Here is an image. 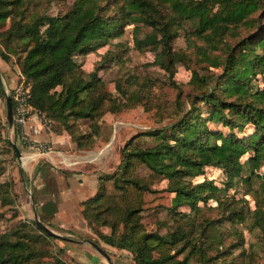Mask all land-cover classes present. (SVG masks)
<instances>
[{
	"label": "trees",
	"instance_id": "obj_1",
	"mask_svg": "<svg viewBox=\"0 0 264 264\" xmlns=\"http://www.w3.org/2000/svg\"><path fill=\"white\" fill-rule=\"evenodd\" d=\"M39 2L0 0V20L8 18L7 26L0 21V55H17L20 71L30 80L33 107L56 120L51 130H65L80 148L93 145L104 105L115 109L119 103L103 87L97 67L86 71L77 57L105 46L126 25L139 21L150 30L144 37L134 36L135 46L154 48L156 59L173 75L183 55L172 41L182 19L193 21V32L208 43L201 50L204 59L219 69H208L203 75L192 71V80L204 88L192 94L188 108H182L183 98L179 99L176 116L163 126L139 131L156 139L155 144L140 146L137 133L119 148L118 167L98 176L94 194L80 201L81 213L104 243L129 250L134 264H241L231 255V243L224 245L219 228L224 220L243 218L242 205L218 197L211 180L192 184L185 177L201 173L204 166L220 165L229 179L239 176L247 185L264 162V85L253 80L259 74L264 76V24H256L264 15V0H73L57 13L40 11ZM137 30L134 25V35ZM232 36L234 41L229 40ZM113 44L106 47L102 58L120 55L122 41ZM213 49L220 53H210ZM117 87L128 99L141 100L138 90ZM11 100L13 105V95ZM78 119L87 120L86 129L77 124ZM208 120L220 122L228 131L208 127ZM248 124L254 128L248 135L234 132ZM250 151L242 162L241 156ZM137 162L172 181V207L184 204L192 210L173 213L176 222L163 233L146 229L141 221L142 194L153 189L131 171ZM243 164L248 166L246 175L241 173ZM109 180L113 189H109ZM11 187L10 179L0 181V219L16 215ZM260 187L264 192V175ZM210 197L216 198L220 215L198 220L197 203ZM1 205L11 208V216ZM55 210L51 200L38 204L44 223H49ZM263 212L257 207L254 220L264 231ZM100 226H108L110 231L104 232ZM54 238L34 220L19 218L0 232V264H71L58 254L62 247Z\"/></svg>",
	"mask_w": 264,
	"mask_h": 264
},
{
	"label": "rangeland",
	"instance_id": "obj_2",
	"mask_svg": "<svg viewBox=\"0 0 264 264\" xmlns=\"http://www.w3.org/2000/svg\"><path fill=\"white\" fill-rule=\"evenodd\" d=\"M72 1L40 0L37 8L40 11L57 13V11L66 10ZM260 19L256 24L263 25L264 15ZM0 21L7 26L8 18H3ZM134 25L138 27L135 35L133 33ZM253 28H244L241 33L245 34L247 30L252 31ZM178 29V33L172 41V46L176 51L182 53L183 56L176 62L173 75H170L156 59V50L154 48L143 47L139 49L135 46L134 38L136 35L139 38L144 37L145 33L150 30V27L143 25L139 21H132L126 25L124 32L113 38L105 46L77 57L86 71L97 67V72L103 80V87L111 92L119 103V106L115 109H109L107 104L104 105V113L98 120L100 124L99 132L93 137V145L83 148L76 147V143L71 140L70 134L63 130L61 133L69 137L71 146L69 142H64L63 139L57 146H52V143L48 144L46 142L49 145V149L42 153V151L29 146L19 135L15 134V130L8 127L4 91L14 94V88L19 84L29 87L30 90V80L24 78L20 71L16 54L10 55L9 58H3L0 55V79L3 85L2 94L0 95V122L2 123L0 132L3 136L0 141V166H2L0 181L11 180V191L14 194V205L17 210L16 215L11 216V208L1 205L7 209V216L10 215L11 217L8 219L2 217L0 219V232L7 230L19 218L33 220L31 193L40 216L38 211L40 202L46 201L52 196L60 200V198L58 199L59 195L67 190L68 186L74 187L78 185L79 180L70 175L71 172L68 169L73 166L72 164L60 163L62 166L66 165V168H59L50 161L45 160L44 157H87L88 161L85 162V168L92 169V171L84 172L85 175L82 176L84 179L81 185L83 188L80 192H82V196L83 194L89 195L90 193L88 192L94 187L99 175L116 170L120 160L119 148L129 138L140 133L137 137V143L140 146L145 147L155 144L157 142L156 139L139 131L160 127L170 121L172 117L176 116L174 112L179 110L178 100L181 98H183L182 108L189 107L192 94L204 88L201 84L192 80V71L196 70L199 75H203L207 73L208 69L217 72L219 66H212L204 59L201 50L208 46V43L193 32L194 23L192 20L182 19V25L178 26ZM229 40L234 41V36L229 37ZM114 41H122L123 45L118 50L119 53L121 52L120 55L113 59L102 58L106 47H114ZM210 53L219 54L220 50L213 49L210 50ZM253 80L259 86L264 85V76L260 74ZM117 84L126 87L129 92L138 90L141 100L128 99V96L123 94V90V92L119 91ZM35 110L37 109L35 108ZM42 113L49 120V127L44 126V129L49 131L53 128L56 120L48 117L44 112ZM86 122L87 120L85 119L77 120V124L83 129L87 128V125L84 124ZM206 125L210 128H218L224 133L228 131V127L220 122L208 120ZM253 129V126L248 124L241 130L235 128L234 132L239 136H244L252 132ZM53 136H59V134H51V141L55 142ZM10 141L16 142L21 151V158L17 155L12 156V150L14 149ZM250 154L251 151L246 152L241 156L240 160L243 162ZM23 158H26V161H23ZM131 171L138 177L143 178L153 189V191L142 194L143 210L141 212V221L146 229L163 233L170 225L176 222L173 219V213L176 212L179 215L178 211L180 210L192 213L189 205L180 204L172 207L174 192L170 188L174 184L168 177L153 172L144 163L139 162L134 164ZM248 172V166L243 164L241 173L246 175ZM256 172L258 175H253L251 184L247 185L242 184L243 180L239 176L229 179L224 172V168L220 165L204 166L201 173L185 177L192 184L203 180H211L218 188L216 191L218 197H221L222 200H229L232 203L235 200L239 205H242L243 218L234 220V222L224 220L219 228L223 233L224 245L231 243V255H235V259L240 261L241 264H264V231L256 224L254 214L257 207L264 211V192L260 187V179L264 175V162L256 169ZM108 186L111 189L110 180L108 181ZM216 202L215 197L199 201L197 203L199 208L196 210L197 219L200 220L205 215L218 217L221 210L216 206ZM75 214L80 215L78 217L83 227L84 225L88 226L86 220L84 218V221L81 219L83 217L81 208L80 212L77 211ZM47 222L45 223L50 228L65 237L76 240H94L102 248L109 250L107 252L108 254L110 253V256L117 259L115 264H134L132 253L129 250L111 248L97 237L90 226H88L89 231L86 232V228L76 226L68 229L53 225L50 221L49 223ZM99 228L104 232L110 231L108 226H100ZM217 231L218 229L215 230V232ZM71 239L55 237L53 240L57 246L62 247L58 254L71 264L68 248H74L77 244H86L95 250L88 242L78 243Z\"/></svg>",
	"mask_w": 264,
	"mask_h": 264
},
{
	"label": "crops",
	"instance_id": "obj_3",
	"mask_svg": "<svg viewBox=\"0 0 264 264\" xmlns=\"http://www.w3.org/2000/svg\"><path fill=\"white\" fill-rule=\"evenodd\" d=\"M34 124L39 125V121H37L35 118H31L30 120H28L25 126V129L26 131L30 133V137L32 138V140L44 141V142H47L48 144L52 143V146L53 145L57 146L58 143L62 139L64 140V142H67V143L69 142V144L71 143L70 140L68 139L69 137H67L66 134L57 133L53 130L48 131L44 129V127H41L38 132H33V130L31 129V125H34ZM53 133L54 135L59 134V136H53V139L55 140V142L51 141V138H52L51 134ZM42 153H45V152H42ZM44 158L45 160L50 161L52 164L56 165L59 168H66L65 167L66 165L62 166L60 165V163L61 164L64 163L68 165L72 164L73 166L68 168L70 170L69 172H71V174L70 173L69 174L76 177L79 180L77 186L76 185L74 187L68 186L67 190L63 191L61 195H59L58 199L60 198V200H57L56 197L53 198L52 195H51L52 198L46 199V200L53 201L56 206V210L53 213V215L49 218V221L53 225L65 227L68 229H72V227H76V226L81 227V228H86L87 231L86 230L85 231L88 232L89 231L88 226L84 225L83 227V225L81 224V220H79V217H78L80 215L75 214V212L77 211L80 212V208H81L80 201L94 194L98 186V177H97V182H95L94 184V187L96 189L94 187L91 188L88 192L90 193L89 195L83 194L82 196L81 194L82 192H80L83 188L81 187V185L83 182L82 180L84 179L82 178V176L85 175L84 172L92 171V169L89 170L85 168V164H86L85 162L88 161V158L87 157H63V156L62 157H53V156L47 157L46 156ZM92 191L94 192L92 193ZM81 219L84 221L83 217H81ZM107 251L109 252V250ZM68 256L71 258L72 264H110L103 255L91 249L86 244H77L74 248H68ZM110 257L112 258L114 262L117 261V259H115L114 257L112 256Z\"/></svg>",
	"mask_w": 264,
	"mask_h": 264
},
{
	"label": "built area",
	"instance_id": "obj_4",
	"mask_svg": "<svg viewBox=\"0 0 264 264\" xmlns=\"http://www.w3.org/2000/svg\"><path fill=\"white\" fill-rule=\"evenodd\" d=\"M13 95V117H14V128L18 132L19 137L29 146L34 147L39 151H45L49 149V145L44 141H34L30 137V133L26 131L25 126L31 118H35L39 121V125H31L33 132H38L41 127L48 126L49 120L45 118L44 114L35 110L30 101V90L29 87H25L22 84L17 85L14 88Z\"/></svg>",
	"mask_w": 264,
	"mask_h": 264
},
{
	"label": "water",
	"instance_id": "obj_5",
	"mask_svg": "<svg viewBox=\"0 0 264 264\" xmlns=\"http://www.w3.org/2000/svg\"><path fill=\"white\" fill-rule=\"evenodd\" d=\"M0 84L2 85L1 79H0ZM4 95H5V106H6V119H7V124H8V127L9 128L15 130V128H14V117H13V105H12V100H11V94L8 93V91H4ZM11 145H12V147H13L16 155L19 158H21L22 157L21 156V151H20L19 147L17 146L16 142H13L12 141L11 142ZM30 197H31L32 207H33V213H34V218H33L34 222L41 229H43L44 231H46V232L54 235L55 237L71 239L69 237H65V236L61 235L60 233L54 231L52 228H50L46 223H44L41 220L40 216L38 215L37 208L35 206L34 198L32 196V193H31ZM71 240H75L78 243H86V242H88L90 245L93 246V248L95 249V251H97L98 253H100L101 255H103L110 264H115V262L112 260V258L108 254V252L104 248H102L98 243H96L94 240H91V239H83V240L71 239Z\"/></svg>",
	"mask_w": 264,
	"mask_h": 264
},
{
	"label": "bare ground",
	"instance_id": "obj_6",
	"mask_svg": "<svg viewBox=\"0 0 264 264\" xmlns=\"http://www.w3.org/2000/svg\"><path fill=\"white\" fill-rule=\"evenodd\" d=\"M23 161H26V158H23Z\"/></svg>",
	"mask_w": 264,
	"mask_h": 264
}]
</instances>
